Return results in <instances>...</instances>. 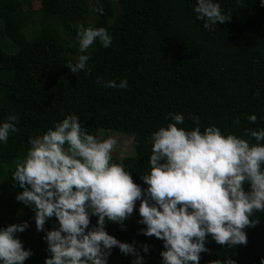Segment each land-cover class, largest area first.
<instances>
[{"label": "trees", "instance_id": "16d2710c", "mask_svg": "<svg viewBox=\"0 0 264 264\" xmlns=\"http://www.w3.org/2000/svg\"><path fill=\"white\" fill-rule=\"evenodd\" d=\"M42 25L30 38L26 36L27 14L21 12L24 0H0V35L15 46L13 67H0V121L8 115L17 118V131L0 143V227L26 221L28 227L15 235L32 255L23 264H43L49 255L44 230L57 227L55 217L46 219L37 231L34 213L15 199L21 189L11 173L29 148V139L40 136L65 115L79 117L81 127L96 137L99 129L117 131L132 137L133 154L121 160L134 183L147 187L141 175L150 170L149 137L171 122L167 113H181L185 129L194 127L189 114L199 117L201 130L216 125L222 133H232L256 143L245 129L264 128V6L259 0H217L229 16L205 30L193 11L195 0H96L94 21L80 4L69 0H39ZM27 7H30L27 3ZM53 19L54 24L49 20ZM56 25L62 28V33ZM79 25L104 27L112 36L109 47L98 42L88 50L90 72L73 74L67 67L81 53L75 40ZM66 38V39H65ZM65 45L71 54L65 51ZM4 53L0 46V56ZM127 79L126 89L104 88L95 83ZM255 114L257 121L247 120ZM264 144V140L260 141ZM245 191L248 184L243 185ZM136 201L133 212L120 224L106 221L105 231L121 242L139 249L143 264H160L162 240L145 236L140 229ZM247 242L227 247L206 237L207 252L200 253L199 264L231 257L236 264H259L264 257V210L249 219ZM96 223L90 216L89 227ZM87 230V229H86ZM114 246L107 264H131Z\"/></svg>", "mask_w": 264, "mask_h": 264}, {"label": "clouds", "instance_id": "9594fccd", "mask_svg": "<svg viewBox=\"0 0 264 264\" xmlns=\"http://www.w3.org/2000/svg\"><path fill=\"white\" fill-rule=\"evenodd\" d=\"M259 3L264 6V0ZM92 11L102 13L103 8ZM193 11L205 30L229 19L217 0H195ZM75 40L81 54L66 64L73 74L90 72L88 50L97 42L109 47L112 36L104 27L79 25ZM95 83L104 88L128 87L126 78L117 81L97 76ZM189 116L195 125L191 129L177 126L184 123L183 114L169 112L166 118L171 122L151 133L150 170L141 175L147 185L143 189L122 163L112 162L116 140L89 134L75 114L65 115L29 139L30 146L11 176L21 189L15 199L31 208L37 231L44 230L47 218L57 221V227L44 230L42 239L49 255L43 264H107L114 246L124 255L131 254V264H143L140 251L147 253V244L138 249L104 229L106 221L123 227L136 201L137 223L145 225L140 233L162 240L160 264H199L200 253L208 251V236L230 248L246 244L245 227L258 223L249 217L264 210V144L260 143L264 128L244 130L256 141L250 144L235 134L222 133L214 124L201 130L199 117ZM246 118L257 121L255 114ZM16 122L11 114L0 121V143L17 131ZM92 215L96 223L89 227ZM27 227L26 221L0 227V264H23L32 255L15 235ZM212 264L236 261L225 257ZM259 264H264V257Z\"/></svg>", "mask_w": 264, "mask_h": 264}, {"label": "rangeland", "instance_id": "374dc122", "mask_svg": "<svg viewBox=\"0 0 264 264\" xmlns=\"http://www.w3.org/2000/svg\"><path fill=\"white\" fill-rule=\"evenodd\" d=\"M24 1H26L30 6L27 7V3H24V5L21 8L22 14L23 12L27 14L26 27L24 31L26 33V36L30 38L38 31V29L41 27L43 22L41 18V14L39 12L40 2L39 0H24ZM69 1L80 4L81 8L85 10L87 14V21L88 22L94 21V13L92 11L93 0H69ZM49 21L55 25L52 18ZM56 27L62 33V28L58 25H56ZM0 46L4 51V53L0 56V67L8 68L15 66L17 63V59L13 56V53L15 51V46L4 35H0ZM65 51L71 54L70 51L68 50L67 45H65ZM109 136L113 137L116 140V144L114 145L112 150V158L121 160L123 157L133 154L131 136L121 134L117 131H112V130L108 131L103 129H99L96 134L97 139H104Z\"/></svg>", "mask_w": 264, "mask_h": 264}]
</instances>
